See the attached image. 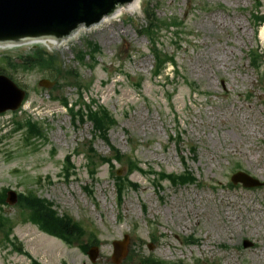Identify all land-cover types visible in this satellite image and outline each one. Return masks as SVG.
Masks as SVG:
<instances>
[{"label":"rangeland","instance_id":"374dc122","mask_svg":"<svg viewBox=\"0 0 264 264\" xmlns=\"http://www.w3.org/2000/svg\"><path fill=\"white\" fill-rule=\"evenodd\" d=\"M147 1L140 12L84 30L68 44L43 45L59 54L71 75L55 78L18 66L33 44L0 48V70L29 95L19 111L0 114V192L35 193L85 229L79 242L66 245L23 221L18 206L6 204L2 213L14 224L12 241L0 230V264H34L23 252L41 264H116L113 242L125 235L128 251L119 264L149 256L166 264H264V186L231 183L240 169L264 181V24L258 27L264 0H152L159 18L167 19L161 47L177 64L157 77L148 38L139 29ZM87 41L100 45L97 61L76 57ZM46 77L56 88L39 85ZM62 97L75 110L92 100L111 111L117 123L110 141L94 137L90 121L74 119ZM29 117L43 135L26 140L27 127L18 123ZM179 131L182 154L170 137ZM91 146L102 156L114 153V146L124 158L157 172L182 173L184 156L198 182L175 187L163 181L159 190L154 173L134 171L131 179L139 188L126 189L118 204L112 173L121 168L124 175L126 163L115 162L111 170L97 158L93 175ZM244 239L254 245L244 248ZM92 243L98 248L95 262L82 249Z\"/></svg>","mask_w":264,"mask_h":264},{"label":"trees","instance_id":"16d2710c","mask_svg":"<svg viewBox=\"0 0 264 264\" xmlns=\"http://www.w3.org/2000/svg\"><path fill=\"white\" fill-rule=\"evenodd\" d=\"M144 13L146 16V24L142 25L140 31L146 34L149 38L151 45L150 49L155 57L154 73L155 75H160L163 70H165L166 64L168 62L176 64L174 57L164 52L161 47L162 41L160 40V32L168 28L166 22L167 20L160 19L158 17L156 9L154 5H152L151 1H148L145 5ZM258 17L260 21H263L264 23V16ZM170 24L175 23L173 22ZM99 50L100 47L99 45H97V43L89 41L87 43V49H81L79 52H77V56L81 61H84V59L89 54L91 59L96 60V55ZM21 60L22 61L20 62L17 61L16 64L25 70L40 69L42 71H48L55 77H64L66 74L71 75V70L65 69V66L62 64V61L57 54L50 53L41 47L31 50L28 54L24 55ZM253 65L256 68H260L262 66V63H253ZM263 80L264 72L261 76L262 83H264ZM80 85L81 84L79 83V86ZM63 100L65 105L69 106V101L66 98H64ZM91 102L90 105L84 104L85 108L80 107L76 111H74V108L70 107L72 115L74 117L79 115L81 120H85V118L90 120L93 123V128L96 133L95 135L98 134L104 140L109 142V130L113 127V125L117 123V119L105 106L100 105L99 107H95V103L91 104ZM27 124L30 127L31 133L40 134L37 123H34L33 121H31V119H28ZM175 139L177 144L180 145L182 142V135L180 133H177V138ZM90 149L93 151L89 158L90 166L96 167L97 158H99L102 162H109L112 168L115 166L113 163V159H116L119 162L125 161V163L130 166V169H132V171L135 169L142 170L136 160L132 159L131 157L124 158L121 152L113 147L112 149L115 153L113 156L109 157L99 155L93 147H91ZM191 150L194 153L196 151L195 148H191ZM91 172L92 174H94V169H91ZM113 174L115 175V179L117 181L116 186L118 189L119 197H121L123 190L125 189L127 184L135 185L134 183L130 182L126 178V176H118L115 173ZM160 178H168L175 184L177 182L185 184L194 181V177L188 172H186V174L180 175L165 174L164 172H162V174H160ZM4 203L5 194L0 193V204L2 205ZM20 203L25 209L23 212L25 214L24 220H30L34 223L39 224L42 229L48 231L49 233L62 237L70 243L78 241L84 234V229L79 225V223L73 221V219L69 216H60L58 212L52 208V205L50 203L35 194H30L29 196L21 195ZM1 226L6 230V236L8 238L12 226L11 220L8 217L4 216V214L2 213V208L0 206V227Z\"/></svg>","mask_w":264,"mask_h":264},{"label":"water","instance_id":"95a60500","mask_svg":"<svg viewBox=\"0 0 264 264\" xmlns=\"http://www.w3.org/2000/svg\"><path fill=\"white\" fill-rule=\"evenodd\" d=\"M138 0H0V46L5 43H22L36 39L63 40L80 27H98L119 17L121 9L136 6ZM107 17V18H106ZM104 20V21H103ZM103 21V22H102ZM80 29L74 36L83 33ZM73 36V37H74ZM54 83L42 79L40 85L50 87ZM26 97V91L9 76L0 74V113L18 109ZM235 182L246 186L261 183L244 172L233 176ZM8 201L15 203L17 194L9 192ZM126 242L116 243L115 257L119 262ZM92 258L95 255L90 252Z\"/></svg>","mask_w":264,"mask_h":264},{"label":"bare ground","instance_id":"6f19581e","mask_svg":"<svg viewBox=\"0 0 264 264\" xmlns=\"http://www.w3.org/2000/svg\"><path fill=\"white\" fill-rule=\"evenodd\" d=\"M141 3H142V0H138L136 6L121 9L120 14H119V17L122 16L124 13L136 14V13L140 12ZM110 22H111V21H109V22H107V23H110ZM107 23H105V24H107ZM105 24H102V25H105ZM98 27H99V26H98ZM94 28H97V27H92L91 29H87V30L90 31V30H92V29H94ZM80 34H81V33H80ZM80 34L74 36L73 38L78 37ZM260 35H261V37L264 39V27L261 29V31H260ZM71 39H72V38H71ZM69 40H70V39H69ZM67 41H68V40H67ZM67 41H64L62 44H58V45H65V44L67 43ZM50 43H51V42H50ZM52 44H54V43H52ZM58 45H57V46H58Z\"/></svg>","mask_w":264,"mask_h":264}]
</instances>
